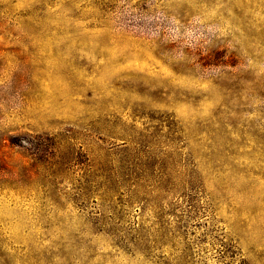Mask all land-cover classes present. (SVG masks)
Returning <instances> with one entry per match:
<instances>
[{"label":"rangeland","instance_id":"obj_1","mask_svg":"<svg viewBox=\"0 0 264 264\" xmlns=\"http://www.w3.org/2000/svg\"><path fill=\"white\" fill-rule=\"evenodd\" d=\"M0 264H264V0H0Z\"/></svg>","mask_w":264,"mask_h":264}]
</instances>
